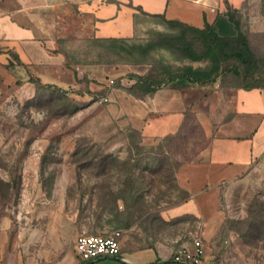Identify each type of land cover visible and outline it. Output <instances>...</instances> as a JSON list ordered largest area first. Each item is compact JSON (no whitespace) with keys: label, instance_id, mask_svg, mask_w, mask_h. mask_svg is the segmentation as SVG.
<instances>
[{"label":"rangeland","instance_id":"374dc122","mask_svg":"<svg viewBox=\"0 0 264 264\" xmlns=\"http://www.w3.org/2000/svg\"><path fill=\"white\" fill-rule=\"evenodd\" d=\"M238 15L256 54L250 66L192 60L182 47L192 42L205 54L199 33L143 10L135 33L117 38L98 37L79 7L57 17L45 45L65 55L66 70L48 75L60 86L44 83L0 41V264H83L77 238L114 230H122L124 253L161 242L172 258L200 239L203 264H264V158L224 186L206 221L166 219L162 212L190 195L177 178L191 155L187 139L146 138L132 114L135 100L178 84L191 68L202 81L264 86V0L244 1ZM189 136L203 140L193 126Z\"/></svg>","mask_w":264,"mask_h":264},{"label":"crops","instance_id":"0c3cea01","mask_svg":"<svg viewBox=\"0 0 264 264\" xmlns=\"http://www.w3.org/2000/svg\"><path fill=\"white\" fill-rule=\"evenodd\" d=\"M228 1L239 9L246 0ZM77 7L94 20L96 35L105 38L133 35L140 10L197 27L213 23L219 13L227 11L221 0H0V41L44 83L59 84L55 77L68 66L62 52L53 54L46 48V32L58 30L57 17L76 13ZM50 74H55L53 80ZM134 104L132 114L140 121L144 137H184L191 152L177 170L179 184L190 195L165 209L166 219L194 214L206 221L207 211L215 210L224 186L250 173L264 158V86L249 88L221 80L185 87L166 84ZM192 126L202 141L189 136ZM7 237L3 230L4 243ZM163 246L153 242L132 253L122 250L125 259H116L122 264H167L172 251ZM100 259L80 260L92 264Z\"/></svg>","mask_w":264,"mask_h":264},{"label":"trees","instance_id":"16d2710c","mask_svg":"<svg viewBox=\"0 0 264 264\" xmlns=\"http://www.w3.org/2000/svg\"><path fill=\"white\" fill-rule=\"evenodd\" d=\"M238 14V8L228 7L227 11L217 15L216 20L213 23L206 22L204 27H197L179 19L169 18L167 20L171 24L181 26L184 33L187 31H193L199 33V35L203 38L207 47V50L203 55L199 54L195 50L192 42H186L183 44L182 48L192 60H199L205 56H208L218 63L224 59L235 58L250 66L251 64L256 63V54L247 34L242 29L241 18ZM154 15L166 17L164 14ZM202 78L203 76L199 71L192 70L191 68L188 72L180 74V82H178V84L171 85L185 87L194 83L207 84L215 81V79L210 81H202ZM259 86L260 85L248 87L251 88ZM158 88L159 87L150 89L147 92H152ZM130 226L131 222L128 221L124 223V227L126 229L130 228ZM172 262V259L165 261L167 264Z\"/></svg>","mask_w":264,"mask_h":264},{"label":"built area","instance_id":"2783aa9c","mask_svg":"<svg viewBox=\"0 0 264 264\" xmlns=\"http://www.w3.org/2000/svg\"><path fill=\"white\" fill-rule=\"evenodd\" d=\"M122 230H114L108 234H81L75 248L80 259L84 262L105 257L125 259L121 245ZM205 249L203 241L196 239L192 247H184L172 256L175 263L203 264Z\"/></svg>","mask_w":264,"mask_h":264}]
</instances>
